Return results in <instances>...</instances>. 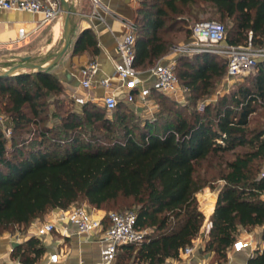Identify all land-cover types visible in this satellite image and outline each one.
Listing matches in <instances>:
<instances>
[{"label": "trees", "instance_id": "16d2710c", "mask_svg": "<svg viewBox=\"0 0 264 264\" xmlns=\"http://www.w3.org/2000/svg\"><path fill=\"white\" fill-rule=\"evenodd\" d=\"M189 6L228 21L229 45L247 44L249 33L252 44L262 45L264 0H142L134 22L136 70L153 67L167 54L171 43L164 36L173 29L172 15ZM84 51L98 52L90 30L75 43L74 54ZM215 57L202 52L176 58L179 84L196 97L206 94L227 72V60ZM240 78L228 94L201 110L171 108L153 90L166 114L143 125L127 121L130 104L120 101L110 113L92 103L73 106L58 126L43 122L46 95L65 94L50 69L0 78V106L10 131L7 140L0 126V233L24 230L52 210L82 203L105 211V225L109 210L135 207V227L152 232L140 243L121 246L115 264H165L192 246L204 221L197 194L216 189L213 181H220L205 251L224 261L240 228L262 227L264 241V173L259 174L264 128L251 125L252 115L264 110V59ZM98 129L107 134L100 136ZM239 147L244 150L236 151ZM224 153L231 159H223ZM212 157L221 165L210 182L198 169ZM44 251L40 240L30 237L12 248L11 257L34 264ZM247 264H264V248L255 250Z\"/></svg>", "mask_w": 264, "mask_h": 264}, {"label": "crops", "instance_id": "0c3cea01", "mask_svg": "<svg viewBox=\"0 0 264 264\" xmlns=\"http://www.w3.org/2000/svg\"><path fill=\"white\" fill-rule=\"evenodd\" d=\"M141 1L84 0L83 3L79 0L76 2L75 0L69 1L71 44L64 54V59L52 69L50 68V73L61 82L65 93L69 95L71 90L78 86V70L90 60L95 59L98 63L97 80L113 74L114 64L119 60L116 49L118 41L129 29V25L135 22ZM42 18L41 13L0 10V47L14 43L12 41L17 36L18 28L24 29L28 35V42L33 33L42 31L49 26L50 36L45 53L48 54V58H51L61 46L63 13L49 23H41ZM85 30H90L97 41L98 52L94 56L88 51L74 54L75 43ZM167 59L166 56H163L160 60ZM89 92L95 96H101L103 89L95 86ZM218 190L219 188L214 190L205 188L198 195L201 197L198 198V201L200 203L199 208L204 214V221L199 234L193 241L191 255L169 258L165 264H247L248 258L254 254L255 250L264 248V241L261 237L262 227L256 226L250 230L240 228L236 239L238 244L227 249L226 258L220 263L213 259L211 252L205 251V241L210 227L209 218L215 207ZM94 211L99 216L104 215L102 210ZM48 214L45 215V220L36 219L24 230L22 227H18L14 231L0 233V264H21L18 259L11 257L14 244L23 243L28 238L34 237L32 233L36 224L47 221L49 219ZM37 238L45 251L34 264H98L100 260L102 242L99 233L94 235L78 234L72 228L68 235L53 231ZM55 252L59 255L58 261L50 263L49 256ZM120 252L122 249L119 250Z\"/></svg>", "mask_w": 264, "mask_h": 264}, {"label": "built area", "instance_id": "2783aa9c", "mask_svg": "<svg viewBox=\"0 0 264 264\" xmlns=\"http://www.w3.org/2000/svg\"><path fill=\"white\" fill-rule=\"evenodd\" d=\"M96 1V0H94ZM0 10H14L30 13H41V23H49L62 13L60 0H0ZM226 30L222 23L202 20L192 28V38L198 52L226 53L227 76L230 78L245 77L252 73L256 63L264 59V40L257 50L251 49V33L248 36L246 47L229 46L226 49L217 48L225 41ZM28 35L23 28H18L14 43H26ZM135 32L134 22L118 41L117 53L119 60L114 64L111 76L97 80L98 63L95 59L86 62L78 70L79 84L69 94L73 106L80 108L86 103L95 104L106 112H112L120 101L133 104L136 101H145L152 91L167 94L179 100L186 92L178 81L174 72V60H160L146 71L136 70L134 67ZM95 86L103 89L101 96L90 94ZM4 125V118L0 114V126ZM9 135L10 131L6 129ZM49 219L36 224L32 233L34 237H41L58 231L68 235L70 229L78 234H100L102 247L98 264H114L121 246L131 243H140L144 240L143 230L135 227L136 214L133 211L109 212V223L104 224V216L97 215L92 209L83 206H70L66 209H55L49 212ZM238 244L237 241L233 246ZM192 246L180 252V255H191ZM58 253L49 256L50 263L58 261Z\"/></svg>", "mask_w": 264, "mask_h": 264}, {"label": "rangeland", "instance_id": "374dc122", "mask_svg": "<svg viewBox=\"0 0 264 264\" xmlns=\"http://www.w3.org/2000/svg\"><path fill=\"white\" fill-rule=\"evenodd\" d=\"M68 3L70 0H67ZM77 0H75L76 2ZM80 2H84V0H79ZM202 20H209V21H216L220 22L224 25L226 30V38L229 35V30L231 27V24L228 21H221L218 19V17L210 10H203L201 8H198L196 6H189L185 9L182 13H176L172 15V22L169 24L172 25L173 29L169 34H166L164 38L170 41L171 47L167 54L165 56L168 59L174 60L175 66H176V58L178 57H187L192 58L196 54L202 53L198 52V48L196 47V43L192 38V28L195 25V23L202 21ZM62 32V31H61ZM73 34V33H72ZM50 36V29L49 26L46 29H43L42 31H37L33 33L30 37L27 43H12L11 45H6L3 47H0V72H3L4 70H7L8 68L20 64L24 61L31 62V63H39V62H45L47 61L48 54L45 53L46 45L49 41ZM63 44V35L61 33L60 38V45ZM60 46V47H61ZM227 39H225L224 42L221 43L217 48L219 49H226L229 47ZM237 46L240 47H246V44L242 41ZM58 47V45H57ZM260 45L251 44V49L257 50L259 49ZM212 55L216 56V60H227L226 53H211ZM64 59V56L57 62V64ZM56 64V65H57ZM55 65V66H56ZM53 68V67H52ZM51 68V69H52ZM244 78H230L227 76V73L219 78H216L213 86L207 91L206 94H203L199 97H196L194 94H191L190 92L186 91L181 94L179 100L173 99V97L163 94L166 97V103L168 106H171V108H177V109H183L187 108L189 110L191 109H197L201 110L203 107L209 103H215L220 97L228 94L234 86L240 82L243 81ZM184 88V87H183ZM172 100L175 103V105L172 104ZM130 108L131 114L127 117V121H129L131 124H137V125H143L148 120H154L158 114H166V110L162 107L160 102L154 95L150 96L145 101H136L133 104L128 105ZM73 108V102L70 98V96L65 94H47L45 97V114L43 118V122L47 125L51 126H58L60 124V117L63 116V112L67 110H71ZM163 108V109H162ZM257 112H260L259 114H254L252 117L254 118L251 125L259 124L261 128H264V110L259 109ZM0 114L4 118V125L1 127L2 132L5 134L7 140L9 138V135L7 134L5 128L6 125L9 122L7 120V115L3 111V109L0 106ZM108 118H112V115L109 114ZM97 133L102 136L105 133V131L98 129ZM9 143V142H8ZM7 143V144H8ZM236 151H243L244 148H236ZM223 159L229 160L231 159L230 153H224L222 155ZM209 165L206 166V163H201V166L198 169V172L200 175H206V177L211 181L214 180L216 177V172L219 169V166L221 165L220 159H217V157H212L207 162ZM221 168V167H220ZM204 170H206V173H204ZM264 173V162L260 166V172L259 174ZM212 176H214L212 178ZM214 182V183H213ZM213 186H220V181H213ZM211 183V184H212ZM205 189V188H204ZM204 189L201 191L203 192ZM200 192V193H201ZM197 199L201 198L198 197ZM199 200V199H198ZM200 205V203H199ZM83 207H88L85 203H82ZM89 208V207H88ZM93 211L96 209H92ZM110 212H118V211H134L135 207H124L120 210L117 209H111ZM96 212V211H94ZM104 211V215H105ZM103 215V216H104ZM46 216H43L41 219L45 220ZM144 237L146 234H149L152 232L151 229H145L143 230ZM123 252V251H122ZM121 254V252L119 253ZM117 261V260H116ZM115 261V262H116ZM126 264H131V260L127 261Z\"/></svg>", "mask_w": 264, "mask_h": 264}, {"label": "water", "instance_id": "95a60500", "mask_svg": "<svg viewBox=\"0 0 264 264\" xmlns=\"http://www.w3.org/2000/svg\"><path fill=\"white\" fill-rule=\"evenodd\" d=\"M63 13V44L60 49L47 61L39 63L22 62L20 64L14 65L3 72H0V78H8L12 76H17L24 73H30L33 71H42L52 68L57 64V62L64 56L71 44V22H70V6L67 0H60ZM16 244H14L15 246Z\"/></svg>", "mask_w": 264, "mask_h": 264}]
</instances>
